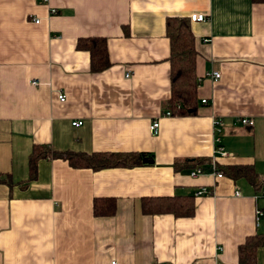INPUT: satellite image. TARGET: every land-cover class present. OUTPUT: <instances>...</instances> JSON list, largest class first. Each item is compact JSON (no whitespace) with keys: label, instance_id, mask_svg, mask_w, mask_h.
I'll return each mask as SVG.
<instances>
[{"label":"crops","instance_id":"1","mask_svg":"<svg viewBox=\"0 0 264 264\" xmlns=\"http://www.w3.org/2000/svg\"><path fill=\"white\" fill-rule=\"evenodd\" d=\"M191 15L205 18L190 23L199 105L164 116V21ZM94 37L110 63L100 73L75 47ZM33 145L152 157L95 172L39 160L28 181ZM197 160L190 178L183 162ZM211 162L251 167L257 186L216 178ZM0 176L11 183H0V264H239L238 246L264 235V0H0ZM173 196L192 197L191 217L142 214V198ZM94 199H113L114 214L94 217Z\"/></svg>","mask_w":264,"mask_h":264},{"label":"trees","instance_id":"2","mask_svg":"<svg viewBox=\"0 0 264 264\" xmlns=\"http://www.w3.org/2000/svg\"><path fill=\"white\" fill-rule=\"evenodd\" d=\"M263 0H251L260 3ZM190 18H166L164 21L165 37L168 41V79L169 98L164 108L170 116H186L195 113L199 102L196 98L198 80L195 76V40L190 29ZM76 49L88 54L89 71L100 73L109 66L104 38L78 39ZM150 154L144 153H91L57 152L46 145H33L28 156V181L35 179L36 163L39 160H62L73 169H88L93 172L104 169H131L144 166L142 160L151 161ZM207 163L197 160L191 164L183 162V166L196 167ZM178 165V162L174 166ZM216 171L221 176L231 180L245 179L253 187L257 186V178L249 166H217ZM0 183L11 186L8 178H1ZM140 210L143 215L168 214L174 218H189L193 214L192 197H155L142 198ZM115 201L113 199H94L92 201V215L94 217H109L114 214ZM264 247V235H253L244 240L237 248L239 264H254L258 248Z\"/></svg>","mask_w":264,"mask_h":264},{"label":"built area","instance_id":"3","mask_svg":"<svg viewBox=\"0 0 264 264\" xmlns=\"http://www.w3.org/2000/svg\"><path fill=\"white\" fill-rule=\"evenodd\" d=\"M50 13L51 14H54L55 13V10H50ZM190 18V21L191 22H203L205 21V18L204 16L202 15H191L189 16ZM33 23H38V20L35 19L33 20ZM208 78H210L213 82H216L219 78H220V75L218 72H210L209 74L206 75ZM199 82V80H198ZM32 85H37V82H31ZM58 100L60 102H63L64 98L62 95L58 96ZM202 104H206L205 100H202L201 101ZM164 116H170V114L168 112L164 113ZM237 123H239L240 125L242 126H248V127H251L252 126V121L251 120H248V119H238L237 120ZM81 124V122H74L72 123L71 125L74 126V127H77ZM213 124L214 125H220V123L218 121H213ZM157 130H158V122L157 121H152L150 123V125L148 126V133L151 135V136H156L157 134ZM215 148H214V153L217 154L219 157H223L225 156L226 154L224 153V151L222 150V148L218 145V140L216 139L215 140ZM209 170L212 174L215 175L216 178H221L222 176L220 175V173H218L216 171V167H215V164L214 162H211L210 166H209ZM203 173V169L201 168H193L190 172H189V177L190 178H196L198 177L199 175H201ZM208 194V190L206 188H200L199 190H197V192L194 194V196H205ZM262 194L264 195V191L262 192ZM257 215L259 216L260 213L257 212ZM111 264H114V263H111Z\"/></svg>","mask_w":264,"mask_h":264},{"label":"water","instance_id":"4","mask_svg":"<svg viewBox=\"0 0 264 264\" xmlns=\"http://www.w3.org/2000/svg\"><path fill=\"white\" fill-rule=\"evenodd\" d=\"M142 162H143V163H146V164H151V161H148V160H146V159H143Z\"/></svg>","mask_w":264,"mask_h":264}]
</instances>
